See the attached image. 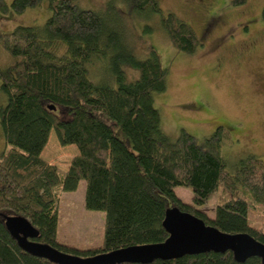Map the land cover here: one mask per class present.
Listing matches in <instances>:
<instances>
[{
	"label": "trees",
	"instance_id": "16d2710c",
	"mask_svg": "<svg viewBox=\"0 0 264 264\" xmlns=\"http://www.w3.org/2000/svg\"><path fill=\"white\" fill-rule=\"evenodd\" d=\"M43 1L0 0V12L23 14ZM48 1L51 15L44 25L0 28V48L14 57L8 66L0 65L1 88L8 95L0 121L12 146L0 153V264H57L24 250L8 228L7 216L25 217L37 228L33 240L82 257L164 242L170 207L223 232L249 233L264 243V230L249 222V210L264 205V160L250 154L230 171L221 149L232 139L223 126L204 143L185 129L176 139L170 137L154 104V93L167 89L169 73L159 54L153 50L141 59L127 51L104 9L81 7L79 0ZM121 1L131 12L160 15L177 50L193 53L200 44L195 28L174 12H164L159 0ZM106 5L108 12H118L116 0ZM96 59L108 65L116 84L104 82L102 73L94 79ZM126 67L135 71L134 77ZM53 129L62 145L79 149L63 177L42 157ZM81 180L86 182L85 206L106 213L103 244L85 249L58 239V196L53 191L55 186L75 191ZM177 187L190 189L192 202L178 195ZM216 194L212 217L201 206ZM148 264L263 261L259 256L238 261L228 250Z\"/></svg>",
	"mask_w": 264,
	"mask_h": 264
},
{
	"label": "rangeland",
	"instance_id": "374dc122",
	"mask_svg": "<svg viewBox=\"0 0 264 264\" xmlns=\"http://www.w3.org/2000/svg\"><path fill=\"white\" fill-rule=\"evenodd\" d=\"M107 1L79 0V4L104 9L127 51L142 59L154 50L169 69L166 91L154 93L162 129L173 139L185 129L197 142L204 143L223 126L232 139V144L221 149L230 171L250 154L264 160V0H245L239 5H234V0H159L164 12H174L195 28L200 44L193 53L177 50L162 26L160 15L131 12L120 0H116L118 12H108ZM7 2L10 4L12 0ZM50 15L49 1L44 0L23 14L0 12V28L42 26ZM13 61L14 57L1 47L0 65L6 67ZM103 62V59L94 60V79L102 73L100 78L104 82L113 80L116 84L113 72L108 65L103 67ZM128 68L126 72L134 77L135 71ZM1 84L0 79V109L8 101ZM11 147L0 121V153ZM78 153L75 144L62 145L53 129L42 157L56 165L59 176L63 177ZM85 190V180L80 181L75 191H63L60 186L53 188L58 196V239L82 249L103 244L106 217L105 211L85 206ZM175 191L185 201L192 202L190 189L177 187ZM217 200L216 194L201 208L213 217ZM249 222L264 230L262 203L249 210Z\"/></svg>",
	"mask_w": 264,
	"mask_h": 264
},
{
	"label": "water",
	"instance_id": "95a60500",
	"mask_svg": "<svg viewBox=\"0 0 264 264\" xmlns=\"http://www.w3.org/2000/svg\"><path fill=\"white\" fill-rule=\"evenodd\" d=\"M50 107L54 108L53 105ZM6 224L24 250L57 264H148L156 259L167 260L187 254L228 250L234 253L238 261L259 256L264 264V243L249 233L223 232L178 207H170L166 212L163 224L169 236L164 242L131 245L89 257L66 253L49 244L33 240L38 237L39 230L25 217L7 216Z\"/></svg>",
	"mask_w": 264,
	"mask_h": 264
}]
</instances>
